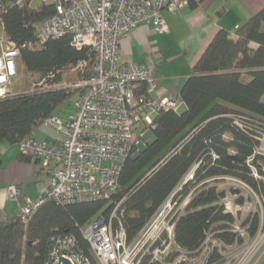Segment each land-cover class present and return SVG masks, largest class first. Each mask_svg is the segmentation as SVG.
<instances>
[{"label": "trees", "instance_id": "16d2710c", "mask_svg": "<svg viewBox=\"0 0 264 264\" xmlns=\"http://www.w3.org/2000/svg\"><path fill=\"white\" fill-rule=\"evenodd\" d=\"M193 2V1H190ZM195 3V2H193ZM198 4V3H197ZM53 12V4L12 6L3 13L0 26L6 38L19 48L17 63L38 75L45 89L10 92L0 97V144L19 143L33 137L46 118L57 114L79 90L62 86L65 68L86 62L77 77L91 74L96 54L76 48L64 35L38 40V25ZM18 68V67H17ZM180 99L183 109L161 110L153 116V138L124 161L117 190L106 199L63 204L50 198L30 214L0 221V264H49L56 241L72 236V251L100 264L83 235L86 225L100 217L113 229L122 223L131 241L154 212L177 191H192L182 214L175 219L176 250L167 262L183 252L190 259L200 254L206 237L219 238L228 246L237 238L232 225L241 210H225L227 193L237 194L236 205L247 199L239 187H221L227 178L239 179L256 192L262 209L239 220L253 236L264 220V7L236 29H220L206 46L185 80ZM146 130V129H145ZM20 152V151H19ZM23 161L38 160L20 152ZM239 239V238H238ZM241 239V238H240ZM217 248L209 262H220ZM141 264H160L150 256ZM176 264H187L185 261Z\"/></svg>", "mask_w": 264, "mask_h": 264}, {"label": "built area", "instance_id": "2783aa9c", "mask_svg": "<svg viewBox=\"0 0 264 264\" xmlns=\"http://www.w3.org/2000/svg\"><path fill=\"white\" fill-rule=\"evenodd\" d=\"M53 4V12L38 25V40L64 35L71 37L76 48L88 47L96 54L91 74L85 79L62 84L79 90L73 109L66 118L51 115L45 124L58 135L54 142L26 137L19 143L22 154L38 160L42 171L47 172L45 187L35 199L23 197L18 214L33 212L45 198L69 204L109 198L119 186L122 165L127 157L139 151L143 132L152 125L153 116L161 110H179L181 101L163 96L157 88L154 66L149 62L121 59V40L129 36L139 23H152L158 32H168L163 11L179 12L190 1L203 0H37ZM32 0H0V22L5 11L12 6L31 5ZM19 48L7 38L0 37V97L7 96L17 76ZM86 66L80 62L74 68ZM260 150L264 151V134ZM192 177H185L154 212L138 234L127 241L122 223L116 230L110 222L94 218L83 230V235L100 264H141L150 256L160 264H217L209 259L217 248L219 264H253L256 250H247L254 244L247 226L237 220L232 227L236 240L227 245L219 238L206 237L200 254L188 258L177 254L172 262L165 259L176 250L173 238L175 219L183 213L192 191L184 197L176 196L182 185ZM232 186L242 189L247 196L249 186L239 179L227 178ZM245 190V192L243 191ZM251 190V189H250ZM14 187L9 197L16 198ZM237 194L227 193L222 200L225 210H241L246 218L247 201L236 205ZM239 238V239H238ZM241 238V239H240ZM252 239V240H253ZM74 239L65 236L56 241L50 252L49 264H90L86 257L75 254ZM234 252L231 257L225 253Z\"/></svg>", "mask_w": 264, "mask_h": 264}, {"label": "crops", "instance_id": "0c3cea01", "mask_svg": "<svg viewBox=\"0 0 264 264\" xmlns=\"http://www.w3.org/2000/svg\"><path fill=\"white\" fill-rule=\"evenodd\" d=\"M264 7V0H203L190 2L179 12L163 11L168 32H158L152 23H139L120 44L121 59L149 62L154 66L157 88L163 96L176 97L192 74V68L216 32L224 29L234 34L237 28ZM75 99V98H74ZM74 102V100H73ZM182 103V102H181ZM181 109L184 108L182 103ZM73 109V103L65 114ZM37 139L54 142L59 137L50 127L38 126L32 133ZM47 172L35 160L20 159L17 143L0 144V221L16 215L23 197L37 198L45 187ZM14 187L16 198L9 197Z\"/></svg>", "mask_w": 264, "mask_h": 264}, {"label": "rangeland", "instance_id": "374dc122", "mask_svg": "<svg viewBox=\"0 0 264 264\" xmlns=\"http://www.w3.org/2000/svg\"><path fill=\"white\" fill-rule=\"evenodd\" d=\"M38 4L37 0H32L31 2V7H36ZM0 37L6 38V34L4 31V28L2 26H0ZM17 76L13 79L11 85H10V89L12 92H29L32 91L34 89L37 90H41V89H45L46 87L43 85L44 83L39 82V78L38 75H31L28 74L25 69L23 68V66L20 63H17ZM84 69V65L79 66L78 68H65L64 70V80L62 81L63 85L67 84L69 85V83H72L78 79H80L79 77H77V72L80 70L82 71ZM74 97L67 103L63 104V106L57 111V112H63V113H67L69 111V109L71 108V105L73 103ZM42 128H46V127H50L52 129L51 126L43 123ZM53 130V129H52ZM263 137V136H262ZM153 138V134L152 131L150 129H146L143 132V143L145 142H149L151 141ZM188 176V175H187ZM186 176V177H187ZM219 185L221 187H229L231 186V181L230 180H225V181H221L219 183ZM251 189V190H250ZM246 191H249V194L247 195V209H246V217L248 215H250L252 212H256L257 210L260 211L261 214V209H262V201L259 197V195L253 191V189L249 186V188L246 187L245 189ZM245 190H243L245 192ZM245 217L243 215H241V217L239 218V220L244 219ZM255 242H254V239ZM253 239V240H252ZM254 242V244L252 243ZM252 244H250L251 246L249 247V249L247 250V253H251L252 249H255V255L257 254L256 260L254 261L253 264H264V220L263 222L260 224L257 232L251 237V242ZM226 253V251H225ZM233 251L227 255V257H231V255H233ZM221 264V263H220Z\"/></svg>", "mask_w": 264, "mask_h": 264}, {"label": "water", "instance_id": "95a60500", "mask_svg": "<svg viewBox=\"0 0 264 264\" xmlns=\"http://www.w3.org/2000/svg\"><path fill=\"white\" fill-rule=\"evenodd\" d=\"M61 261H62V264H70V262L65 258H62Z\"/></svg>", "mask_w": 264, "mask_h": 264}]
</instances>
